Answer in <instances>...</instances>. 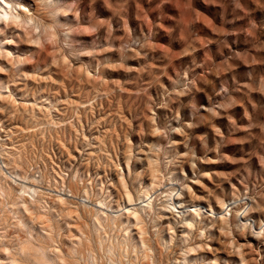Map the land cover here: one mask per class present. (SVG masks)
<instances>
[{"label": "clouds", "instance_id": "obj_1", "mask_svg": "<svg viewBox=\"0 0 264 264\" xmlns=\"http://www.w3.org/2000/svg\"><path fill=\"white\" fill-rule=\"evenodd\" d=\"M102 2L0 0V264H261L264 0Z\"/></svg>", "mask_w": 264, "mask_h": 264}, {"label": "rangeland", "instance_id": "obj_2", "mask_svg": "<svg viewBox=\"0 0 264 264\" xmlns=\"http://www.w3.org/2000/svg\"><path fill=\"white\" fill-rule=\"evenodd\" d=\"M157 2H159V0H153V4H155ZM199 3L201 5V7H203L205 9L206 12H208L209 14H213L214 15V12L212 11L215 8V5L214 4L210 3L209 0H199ZM85 5H86L85 11H90V7H89L90 0H85ZM139 5L140 6H135L134 5V12L141 13V15H142L141 6L142 7H147L148 6V0H139ZM90 6L96 8V10H97V16L100 17V18H106V17H110L111 16L110 10L107 8V6H105L103 4L102 0H98V3L96 5H90ZM164 6L166 8H172V5H170V4H166ZM152 18L154 19L155 16L153 15ZM140 24H144V21L142 19H138V18H136L134 16L133 27H137ZM146 30H147V25L145 24V31ZM160 31H161V33H163L164 32V29L161 28ZM119 34L122 35L123 33H119ZM82 39L90 40L91 38L85 35L84 37H82ZM22 49H23V46H22ZM243 70L244 69L242 68L241 69V72H243ZM0 79H3V77H0ZM200 103L201 104H206L207 103L206 98L203 95L200 96ZM237 111L239 112L241 110L240 109H237ZM219 123L225 124L226 121H220ZM199 131H201V132H203V131H210V129H207L205 127H201V129ZM227 150L229 152H231L232 151V148L229 147V149H227ZM211 167H219V166L212 165ZM224 167H228V166L225 165ZM249 239H251V237H249ZM241 242H243V241H241ZM252 243L255 244V245H258L261 248V255L264 256V246L259 245L258 242L257 241H254V240L252 241ZM214 246L220 247L218 244L217 245H214ZM208 255L211 256L210 253ZM221 256L223 258H227L226 257V254H221ZM261 264H264V260L261 261Z\"/></svg>", "mask_w": 264, "mask_h": 264}, {"label": "bare ground", "instance_id": "obj_3", "mask_svg": "<svg viewBox=\"0 0 264 264\" xmlns=\"http://www.w3.org/2000/svg\"><path fill=\"white\" fill-rule=\"evenodd\" d=\"M6 20H11L12 18L11 17H8L7 15H5L4 17ZM13 23H15V21H13Z\"/></svg>", "mask_w": 264, "mask_h": 264}]
</instances>
